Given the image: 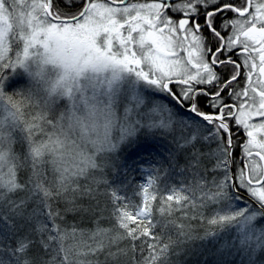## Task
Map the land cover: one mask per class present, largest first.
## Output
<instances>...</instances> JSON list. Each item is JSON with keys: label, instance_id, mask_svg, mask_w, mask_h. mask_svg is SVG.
<instances>
[{"label": "snow or ice", "instance_id": "obj_1", "mask_svg": "<svg viewBox=\"0 0 264 264\" xmlns=\"http://www.w3.org/2000/svg\"><path fill=\"white\" fill-rule=\"evenodd\" d=\"M217 17H223L220 24ZM209 38L217 42L215 48ZM229 66L227 76L217 70ZM19 75H26L30 86L17 88ZM226 96L234 102L227 103ZM199 97L214 111H204ZM61 100L65 108L57 114ZM32 105L41 110L25 119L24 110ZM181 108L196 118H182ZM42 125L53 131L36 143L33 136L45 131ZM174 126L182 133L178 149H190V167L206 158L220 178L208 188L194 172V184L162 188L160 177L150 175L132 197L108 191L120 230L111 242H131L130 248L109 250L108 257L135 254L139 240L141 254L145 245L148 250L140 264H167L170 247L180 241L162 242L156 227L175 221H154V207L160 217H170L205 202L222 205L208 218L210 226L234 227L240 248H264V0H244L242 6L232 0H0V264H85L73 261L72 247L64 246L77 230L61 229L57 220L63 214L54 205L70 188L93 199L104 195L73 180L103 171L138 133H172ZM233 126L247 135L244 166L235 169ZM16 132L27 144L31 166L23 182L17 179L23 164L13 150ZM45 163L56 176L47 184ZM17 191L26 195L10 199ZM177 228L181 237L191 238L190 228ZM110 231L97 228L93 236L101 239L76 256L104 251Z\"/></svg>", "mask_w": 264, "mask_h": 264}, {"label": "trees", "instance_id": "obj_2", "mask_svg": "<svg viewBox=\"0 0 264 264\" xmlns=\"http://www.w3.org/2000/svg\"><path fill=\"white\" fill-rule=\"evenodd\" d=\"M240 1L241 0H238L237 3L243 5L242 3L244 0H242V3ZM24 111L28 116L29 113L27 107ZM13 150L20 157L19 162L23 164V167H20L17 171L18 180L23 182L27 180L28 176L31 174L30 163L25 161L27 144L16 140V143L13 145ZM186 152L190 153L189 151ZM113 162L114 161H111V163ZM190 163V159L177 161V165H180V167L186 169V171L191 168L189 165ZM207 164L208 159L206 158L204 161L200 162V165L205 166ZM209 164L211 163L209 162ZM178 168L179 167L175 168L176 185H178L179 181V179L177 180V175L179 173ZM45 171H47V174H45L46 180L48 177L51 182V178L48 174L49 169ZM112 172L110 169L104 168V170L98 174L93 172L95 176L91 174L88 177H79L77 178V182H75V185L78 184L81 189L87 184L96 188L99 193H104V195H96L93 199L92 197L82 196L79 193H75L71 191L70 188L69 191L56 202L54 207H58L63 214V218L57 220L61 229H66L69 233L72 232L73 227L77 230V235L75 237L70 235L64 243H72L69 245L75 246V249L87 251L88 249L86 250L85 248L87 247L88 242L94 240L91 239V234L94 232L95 226L99 225L98 228L111 229V237L115 236L116 233L120 231L119 229L114 228L115 219L111 214L112 204L110 202V197L106 194L113 189L111 184L115 183V180H112ZM203 172L206 186L211 188L212 180L209 179V174L206 171ZM210 176L212 175L210 174ZM95 178L100 180L101 183L96 185L94 182L90 181ZM25 195L24 192L17 191L16 193L9 194V198L18 200ZM69 201L72 203H69ZM97 201H99V204H97ZM156 203L158 204L159 200ZM207 204L208 203L205 202V206L197 209L189 208L187 210L174 212L170 217H160L158 212H156V209H154V221L156 219L160 220L162 224L169 220L175 221L174 224L170 223L164 228L159 225L156 227L155 232L161 234L162 242H168L169 237H171L172 240L180 241L170 247L167 256V264H264V248L255 251H250L247 248H240L239 237L236 236V229L234 227L226 226L221 231L217 226H210L207 223L208 218L218 210L216 204L206 206ZM33 206L34 205L29 202V210H31V207ZM69 207L75 208L76 210L65 212V208ZM101 208L104 209L103 213L99 210ZM193 216L196 218L192 219L191 217ZM180 224L191 229V238H188L187 235L183 237L179 235L177 226ZM259 224L260 222L257 221L258 226ZM0 227H3V225H0ZM208 230L218 233L215 239L212 237H205V233ZM79 238H84L85 242H79ZM76 239L78 241L74 243ZM233 240L237 241L235 246L232 244ZM121 241L122 243L118 241L119 243L116 242L115 244H108V242H105L106 247L104 251L92 255L76 256V251H72L71 259L73 261H84L85 264H89V262H91V264H134V261L135 264H140L143 256L148 255L147 245L144 246V252L141 254L139 250L140 241L138 240L136 241L138 247L135 254L129 251L126 256L122 255L115 259L108 257L107 253L109 250L115 252L117 248H130L131 242L129 240L122 239ZM76 244L78 246H76ZM52 247H57L55 241L52 243ZM40 254L45 260L51 259V256L43 250H41Z\"/></svg>", "mask_w": 264, "mask_h": 264}, {"label": "rangeland", "instance_id": "obj_3", "mask_svg": "<svg viewBox=\"0 0 264 264\" xmlns=\"http://www.w3.org/2000/svg\"><path fill=\"white\" fill-rule=\"evenodd\" d=\"M131 2H151V0H131ZM15 50V49H14ZM16 80L18 83L16 84V87L19 89H25L28 86H30L29 78L26 75H19L16 77ZM65 101L61 100L57 106H56V113L60 110H63L65 108ZM28 108V116L25 112V119H29L30 114L34 115L36 112H39L41 110L40 107H37L35 105L29 106ZM50 114V118H51ZM255 122V121H253ZM257 122V121H256ZM44 128V132H36L33 136V141L36 143H39L43 140L47 139V133H50L53 131L50 127L47 125H42ZM174 131L172 133H164L162 130H154V134H143L138 133L137 136L131 140L130 142H127L125 144H122L119 151L115 154H113L108 161V166L104 167L106 169H110L112 172V180H115L114 184H111L112 188H115L120 194L127 195L129 197L133 196V193L137 191V186L145 184L147 182V179L150 175H157L160 177L158 180L159 185L163 188L165 185H174L176 187H180L181 185H189L194 184L195 177L192 175L194 172H199L201 176H203L204 172L206 171L209 174V179L213 180V178L219 179L220 175L219 173H214L211 171L213 163L212 161L208 160L207 165H199L197 168L191 167L188 171L186 169L180 167V165H177V161L181 160H187L190 159V153H187L186 151L190 152V149H178L177 145L179 142L180 136L182 133L180 132L179 128L174 126ZM16 138V140H20V133L16 132L13 134ZM211 148H215V144H212L210 146ZM202 151L207 152L209 151V147H203ZM187 153V154H186ZM244 157V155H243ZM45 161L50 159V156H45ZM205 158H202L201 161H204ZM26 161V159H25ZM111 161H114L111 163ZM209 162L211 164H209ZM190 165V164H189ZM179 167V173L177 175L178 185L175 184V168ZM20 167H18L17 171ZM44 173L48 174L51 178V182H54L56 179V176L51 170V165L48 163H45L43 165ZM154 169H158V172H153ZM183 169V171H182ZM104 170V169H103ZM6 172V169H5ZM93 172H96L97 174L100 173V170H90L87 177ZM210 174L212 176H210ZM94 175V174H93ZM95 176V175H94ZM86 177V176H85ZM204 177V176H203ZM83 178V177H80ZM18 179V178H17ZM98 180V179H94ZM94 180H90L91 182H94ZM50 180L47 177V180L45 179V183H49ZM77 182V179L73 180V185H75ZM135 199V197H133ZM138 202V201H137ZM199 203V201H198ZM243 203V201L241 202ZM212 203H208L206 206H210ZM205 206V205H204ZM217 208L219 209L222 207V205H217ZM239 206V205H238ZM155 209V207H154ZM155 217V216H154ZM157 220V219H156ZM114 228L116 227V220L114 223ZM99 227V225L94 227V232H96V229ZM118 229V228H117ZM93 233L91 234V240L88 242L87 246H95V244L101 239L100 236H93ZM111 236L110 232L106 237H104V241L108 242V244H113L111 242ZM78 240L76 239L74 243H76ZM79 242H85L84 238H79ZM119 242L122 243L121 240ZM118 242V243H119ZM73 243V244H74ZM69 244L72 243H64V246L68 248ZM76 246H78L76 244ZM72 251H80L75 249V246H71ZM88 249L87 247L85 248ZM84 251V250H83Z\"/></svg>", "mask_w": 264, "mask_h": 264}, {"label": "flooded vegetation", "instance_id": "obj_4", "mask_svg": "<svg viewBox=\"0 0 264 264\" xmlns=\"http://www.w3.org/2000/svg\"><path fill=\"white\" fill-rule=\"evenodd\" d=\"M128 2V1H127ZM242 3V0L240 1ZM243 4V3H242ZM237 6H242L238 3H236ZM233 13L228 12L227 16L228 17H233ZM201 22H203V18H200ZM223 20V17H217L216 23L220 24ZM229 34H230V30H229ZM209 43L210 45L215 48L217 45V42L215 40H212L211 38H209ZM181 55H184L183 53H181ZM233 59H240L242 60L243 57H237L236 55L233 56ZM218 71L222 72L225 76H227L228 74L231 73V66H229L228 68H218ZM245 71L242 68V72ZM243 85V76L240 79L239 84L237 85V91L240 90V86ZM175 87V86H174ZM199 104L200 107L208 112V111H214V109H209L206 104H205V99L204 97H199ZM225 101L227 103H232L234 102L233 100H230L227 98V96L225 97ZM177 112L179 113V115L187 120H191L194 119L196 117H194V114H192L187 108H181V109H177ZM256 122V121H255ZM233 141H234V145H233V152H232V157H233V164L232 167L233 169L237 168V167H243L244 166V157H243V144L247 143V135L246 132L243 130L242 127H235L233 126ZM246 196V194H243Z\"/></svg>", "mask_w": 264, "mask_h": 264}, {"label": "bare ground", "instance_id": "obj_5", "mask_svg": "<svg viewBox=\"0 0 264 264\" xmlns=\"http://www.w3.org/2000/svg\"><path fill=\"white\" fill-rule=\"evenodd\" d=\"M232 2H233L234 4H236V3L238 2V0H232Z\"/></svg>", "mask_w": 264, "mask_h": 264}, {"label": "water", "instance_id": "obj_6", "mask_svg": "<svg viewBox=\"0 0 264 264\" xmlns=\"http://www.w3.org/2000/svg\"><path fill=\"white\" fill-rule=\"evenodd\" d=\"M128 0H126V2H127Z\"/></svg>", "mask_w": 264, "mask_h": 264}]
</instances>
